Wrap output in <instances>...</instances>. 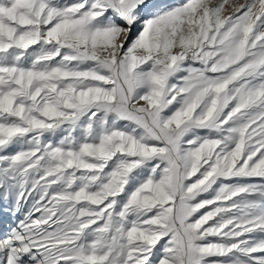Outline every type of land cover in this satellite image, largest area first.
Listing matches in <instances>:
<instances>
[{
	"label": "snow or ice",
	"instance_id": "obj_1",
	"mask_svg": "<svg viewBox=\"0 0 264 264\" xmlns=\"http://www.w3.org/2000/svg\"><path fill=\"white\" fill-rule=\"evenodd\" d=\"M0 264H264V0H0Z\"/></svg>",
	"mask_w": 264,
	"mask_h": 264
}]
</instances>
